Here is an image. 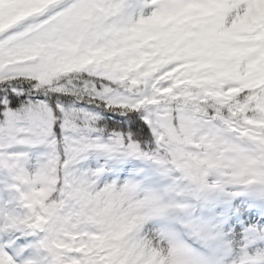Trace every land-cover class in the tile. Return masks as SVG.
<instances>
[{
  "label": "snow or ice",
  "instance_id": "1",
  "mask_svg": "<svg viewBox=\"0 0 264 264\" xmlns=\"http://www.w3.org/2000/svg\"><path fill=\"white\" fill-rule=\"evenodd\" d=\"M0 264H264V0H0Z\"/></svg>",
  "mask_w": 264,
  "mask_h": 264
}]
</instances>
